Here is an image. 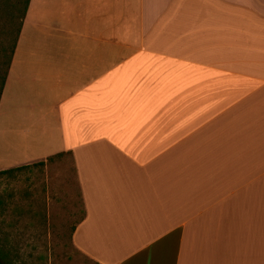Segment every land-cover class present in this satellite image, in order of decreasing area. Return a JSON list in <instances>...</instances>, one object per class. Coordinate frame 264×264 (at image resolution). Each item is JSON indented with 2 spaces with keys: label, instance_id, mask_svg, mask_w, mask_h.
I'll list each match as a JSON object with an SVG mask.
<instances>
[{
  "label": "crops",
  "instance_id": "0c3cea01",
  "mask_svg": "<svg viewBox=\"0 0 264 264\" xmlns=\"http://www.w3.org/2000/svg\"><path fill=\"white\" fill-rule=\"evenodd\" d=\"M8 117L0 170L68 156L90 264H264V0H28Z\"/></svg>",
  "mask_w": 264,
  "mask_h": 264
},
{
  "label": "rangeland",
  "instance_id": "374dc122",
  "mask_svg": "<svg viewBox=\"0 0 264 264\" xmlns=\"http://www.w3.org/2000/svg\"><path fill=\"white\" fill-rule=\"evenodd\" d=\"M23 4L24 0H0V83L21 28ZM17 86L16 92L22 88L19 81ZM16 98L15 103L21 104V92ZM5 122L10 130L0 131V157L8 161L23 147L24 136L16 130L23 119L8 117ZM35 135L40 142L48 136ZM25 139L32 143L31 138ZM51 141L54 146V137ZM26 165L0 175V243L13 236L5 246L13 252L8 264H90L70 241L72 224L82 216L83 206L75 179L70 177L68 156L61 153Z\"/></svg>",
  "mask_w": 264,
  "mask_h": 264
},
{
  "label": "trees",
  "instance_id": "16d2710c",
  "mask_svg": "<svg viewBox=\"0 0 264 264\" xmlns=\"http://www.w3.org/2000/svg\"><path fill=\"white\" fill-rule=\"evenodd\" d=\"M27 4H28V0H24V4H23V7H22V11H21V21H22V18L24 16ZM19 31H20V26L18 27L17 35L14 38V42H13L12 48L10 50V55H9L8 60L6 62L7 69L9 68L10 60H11V57H12L13 49L15 47V43H16ZM6 74H5V76L2 77V80H1V83H0V95H1L4 83H5ZM25 166H28V165H21V166H17V167H12V168H8V169L0 170V175L1 174H6V173H11V172L19 170V169H21V168H23ZM5 254H6L5 251L0 249V264H8V262L10 261V260H7V255H5Z\"/></svg>",
  "mask_w": 264,
  "mask_h": 264
}]
</instances>
